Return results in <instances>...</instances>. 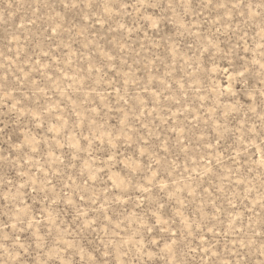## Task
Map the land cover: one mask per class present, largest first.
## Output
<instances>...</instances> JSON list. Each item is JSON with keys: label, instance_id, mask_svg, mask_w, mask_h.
<instances>
[{"label": "rangeland", "instance_id": "rangeland-1", "mask_svg": "<svg viewBox=\"0 0 264 264\" xmlns=\"http://www.w3.org/2000/svg\"><path fill=\"white\" fill-rule=\"evenodd\" d=\"M0 264H264V0H0Z\"/></svg>", "mask_w": 264, "mask_h": 264}]
</instances>
